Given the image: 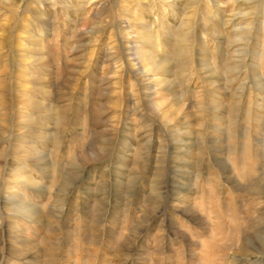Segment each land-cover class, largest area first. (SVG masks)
I'll return each instance as SVG.
<instances>
[{"label":"rangeland","instance_id":"rangeland-1","mask_svg":"<svg viewBox=\"0 0 264 264\" xmlns=\"http://www.w3.org/2000/svg\"><path fill=\"white\" fill-rule=\"evenodd\" d=\"M2 1L0 264H264V0Z\"/></svg>","mask_w":264,"mask_h":264},{"label":"bare ground","instance_id":"bare-ground-1","mask_svg":"<svg viewBox=\"0 0 264 264\" xmlns=\"http://www.w3.org/2000/svg\"><path fill=\"white\" fill-rule=\"evenodd\" d=\"M89 1V0H88ZM163 1H167V2H170V0H163ZM2 3L3 4H5V5H7V6H9L10 5V1L9 0H3L2 1ZM146 24V23H145ZM147 25H149V24H147ZM156 25V24H155ZM145 27H147V26H145ZM151 27V26H150ZM148 28V27H147ZM149 30V29H148ZM147 30V31H148ZM151 33V32H150ZM147 34V38H146V40H144L145 41V43H148L149 45H151L153 48L154 47H158L159 48V46H158V42H157V37H154L153 36V34L152 35H148V33H146ZM145 34V35H146ZM144 35V36H145ZM143 36V35H142ZM142 40V39H141ZM181 40V39H180ZM21 208V210H25L26 212H27V214H32L33 213V210H32V206H21L20 207ZM22 212V211H21ZM22 213H24V212H22ZM36 213V212H35ZM34 214V213H33ZM248 246H251L253 249H255V250H259V251H262V250H264V241H263V239H261L260 237H256V240H253V241H250L249 242V245ZM250 247V248H251Z\"/></svg>","mask_w":264,"mask_h":264}]
</instances>
